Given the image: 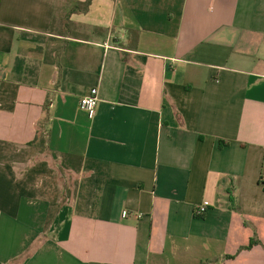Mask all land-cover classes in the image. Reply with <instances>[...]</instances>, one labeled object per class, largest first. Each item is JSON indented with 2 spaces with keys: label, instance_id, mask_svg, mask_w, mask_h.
I'll return each instance as SVG.
<instances>
[{
  "label": "crops",
  "instance_id": "1",
  "mask_svg": "<svg viewBox=\"0 0 264 264\" xmlns=\"http://www.w3.org/2000/svg\"><path fill=\"white\" fill-rule=\"evenodd\" d=\"M87 1L0 0V264H264V0Z\"/></svg>",
  "mask_w": 264,
  "mask_h": 264
},
{
  "label": "built area",
  "instance_id": "2",
  "mask_svg": "<svg viewBox=\"0 0 264 264\" xmlns=\"http://www.w3.org/2000/svg\"><path fill=\"white\" fill-rule=\"evenodd\" d=\"M98 95V89L94 88L90 91L88 95L83 97L80 101V109L88 115L89 119H94L97 115V107L99 102ZM208 207L209 203L205 202L204 204L198 207L196 214L198 216H203L206 213ZM123 216L127 217L128 212H124Z\"/></svg>",
  "mask_w": 264,
  "mask_h": 264
},
{
  "label": "rangeland",
  "instance_id": "3",
  "mask_svg": "<svg viewBox=\"0 0 264 264\" xmlns=\"http://www.w3.org/2000/svg\"><path fill=\"white\" fill-rule=\"evenodd\" d=\"M91 32H92V31H91L90 29L88 30V29H86V28H84L83 30H80V31H79V33H83L84 36H86V35H90Z\"/></svg>",
  "mask_w": 264,
  "mask_h": 264
},
{
  "label": "trees",
  "instance_id": "4",
  "mask_svg": "<svg viewBox=\"0 0 264 264\" xmlns=\"http://www.w3.org/2000/svg\"><path fill=\"white\" fill-rule=\"evenodd\" d=\"M91 0H88L86 3V6L88 7L90 5ZM254 244L256 243V241L253 242Z\"/></svg>",
  "mask_w": 264,
  "mask_h": 264
}]
</instances>
